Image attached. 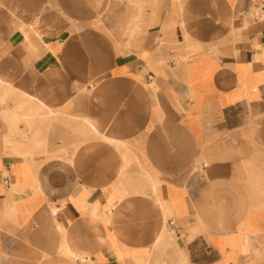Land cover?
Wrapping results in <instances>:
<instances>
[{"label":"crops","instance_id":"obj_1","mask_svg":"<svg viewBox=\"0 0 264 264\" xmlns=\"http://www.w3.org/2000/svg\"><path fill=\"white\" fill-rule=\"evenodd\" d=\"M0 264H264V0H0Z\"/></svg>","mask_w":264,"mask_h":264},{"label":"rangeland","instance_id":"obj_2","mask_svg":"<svg viewBox=\"0 0 264 264\" xmlns=\"http://www.w3.org/2000/svg\"><path fill=\"white\" fill-rule=\"evenodd\" d=\"M11 126H12V124H11ZM12 128V127H11ZM26 142H27V140H26ZM8 145H11V140H8Z\"/></svg>","mask_w":264,"mask_h":264},{"label":"bare ground","instance_id":"obj_3","mask_svg":"<svg viewBox=\"0 0 264 264\" xmlns=\"http://www.w3.org/2000/svg\"><path fill=\"white\" fill-rule=\"evenodd\" d=\"M20 17V16H19ZM33 31V30H32ZM258 111V110H257ZM123 143V142H122ZM23 147V146H22ZM34 155V154H33ZM31 158V157H30ZM33 161V160H32ZM32 163V162H31ZM35 168V167H34ZM57 211V210H56ZM53 212V211H52ZM56 222V221H55Z\"/></svg>","mask_w":264,"mask_h":264}]
</instances>
